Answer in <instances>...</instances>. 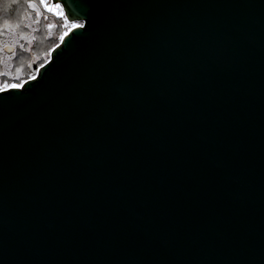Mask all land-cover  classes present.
I'll return each instance as SVG.
<instances>
[{"label":"water","instance_id":"water-1","mask_svg":"<svg viewBox=\"0 0 264 264\" xmlns=\"http://www.w3.org/2000/svg\"><path fill=\"white\" fill-rule=\"evenodd\" d=\"M51 1L80 24L0 90V264H264V0Z\"/></svg>","mask_w":264,"mask_h":264},{"label":"rangeland","instance_id":"rangeland-1","mask_svg":"<svg viewBox=\"0 0 264 264\" xmlns=\"http://www.w3.org/2000/svg\"><path fill=\"white\" fill-rule=\"evenodd\" d=\"M77 24L67 21L61 5L51 0H0V90L20 86L30 78L31 57L38 66L43 64L62 35ZM25 25L38 31L28 32ZM15 32L17 40L11 41ZM6 44L14 46L12 53L3 50Z\"/></svg>","mask_w":264,"mask_h":264},{"label":"trees","instance_id":"trees-1","mask_svg":"<svg viewBox=\"0 0 264 264\" xmlns=\"http://www.w3.org/2000/svg\"><path fill=\"white\" fill-rule=\"evenodd\" d=\"M38 27H32V26H26L24 27V29H26V31L28 32H36ZM54 30L56 31V28H54ZM17 33L15 32L14 36L10 37L11 41H16L17 40ZM48 38H51V36L49 35ZM14 51V50H13Z\"/></svg>","mask_w":264,"mask_h":264}]
</instances>
